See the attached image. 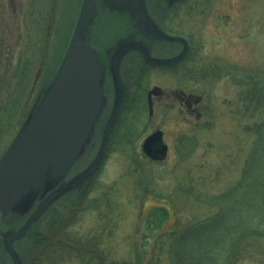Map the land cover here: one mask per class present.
Here are the masks:
<instances>
[{
  "label": "rangeland",
  "instance_id": "rangeland-1",
  "mask_svg": "<svg viewBox=\"0 0 264 264\" xmlns=\"http://www.w3.org/2000/svg\"><path fill=\"white\" fill-rule=\"evenodd\" d=\"M102 1L91 32L101 40L114 41L125 34L134 17L130 8L109 6ZM162 1L165 7L169 3L171 7L162 9L148 0L151 12L146 6L147 13L157 26L156 21L166 32L185 37L198 49L196 73L187 74V55L173 65L175 68L185 62L180 73L172 71L173 63H155L148 72H140L136 79L142 78V96L147 107L144 111L140 95L142 101L133 107L136 114L130 111L127 119L124 114L122 126L111 134L92 177L96 188L91 197L109 198L117 215L115 234L107 243L110 241L116 249V257L140 252L144 263L149 262L155 242L153 237L148 242L142 240L148 212L160 206L168 210V220L157 233L181 228L208 213L210 209L197 198L219 194L239 179L256 138L255 128L264 122V106L254 111L240 84L245 78L264 84V0ZM81 3L82 0H0V155L11 141L3 145L4 134L19 128L35 99L40 98L53 79L71 39ZM104 5L109 6L108 11ZM158 8L169 11L166 18L159 19ZM154 45L164 51L157 58L180 53H175L179 47L174 43L156 40ZM208 66H223L228 73L222 72L221 78L215 73L205 74ZM166 67L171 69L164 70ZM26 80L28 91H24ZM177 91L201 97L199 116L187 114ZM151 95L153 114H149L150 103L146 99ZM132 121L137 132L130 137L132 142L126 144L121 129L126 122L128 128ZM159 128L169 146L167 157L161 161L147 156L141 146L144 138ZM95 152L86 156L81 169L90 163ZM26 213L27 210L12 211L4 216L10 227L7 230L24 225ZM97 218V211L88 209L80 215L75 228L90 230ZM8 261L6 264H13L10 255ZM163 261L169 264L166 259ZM239 264H264V256L256 260L247 258Z\"/></svg>",
  "mask_w": 264,
  "mask_h": 264
},
{
  "label": "trees",
  "instance_id": "trees-1",
  "mask_svg": "<svg viewBox=\"0 0 264 264\" xmlns=\"http://www.w3.org/2000/svg\"><path fill=\"white\" fill-rule=\"evenodd\" d=\"M150 4L153 6L159 4L157 7L166 9L160 0H151ZM104 7L108 8L106 5ZM159 8L157 10L159 19L166 18L168 9L160 12ZM197 54L198 49L194 48L189 41L185 70L190 76L196 73L194 67L199 62L196 58ZM173 65L174 63L170 66ZM172 68L174 73H180L183 67L180 62L178 67L173 66ZM169 69L171 68L166 67L164 70ZM205 71V74L215 73L217 78H221L222 72L223 75L228 73L223 66H208ZM141 79V77L136 79V85L131 88V99L125 98V106L115 120L112 135L119 131V126H122L121 121L124 114H126L124 117L126 119L130 114H136L133 107L139 104L141 98H143L141 101L145 111L147 106L144 103L145 96H142L144 86H141ZM252 80L241 79L240 84L244 86L246 92L244 96L248 102H252L255 111L260 106H264V84H258L255 79ZM26 81L24 91H28L29 80ZM131 101L132 103L129 104ZM35 103L36 99L31 108ZM30 110L21 122L27 118ZM131 117L133 120V115ZM133 122H130L128 128H126L128 124L126 122L124 129H121L120 135L122 137L126 135V140L124 139L126 144L132 142L130 137L135 134V131L137 132ZM14 129L4 134L1 140L3 145L14 137L17 131ZM255 129L256 138L244 160L239 179L219 194H210L195 199L210 209L208 213L195 218L181 228L157 233L168 220V210L160 206L148 212L143 224L146 232L143 230L142 240L148 242L150 237L155 238L149 262H143V254L140 252L135 256L129 254L125 258L116 257V249L110 241L107 243V239H111L115 234L117 215L111 209L109 198L106 196L104 198L91 197V193L96 188L93 177L85 185L83 184V187L70 189L62 194L31 225L23 237L14 241V248L21 263L163 264V260L166 259L169 264H239L241 260L247 258L253 260L261 258L264 256V122ZM181 141L183 144L184 140ZM185 146H187V141ZM0 150L3 149L0 148ZM88 209L96 210L98 218L90 230L79 231L75 228V224L80 215ZM6 219L0 214V239L2 234L10 228ZM8 258V252L1 242L0 264L9 262Z\"/></svg>",
  "mask_w": 264,
  "mask_h": 264
},
{
  "label": "water",
  "instance_id": "water-1",
  "mask_svg": "<svg viewBox=\"0 0 264 264\" xmlns=\"http://www.w3.org/2000/svg\"><path fill=\"white\" fill-rule=\"evenodd\" d=\"M104 1L109 6L137 2L148 32L168 40L182 39L164 33L154 24L147 13L145 0ZM96 15V1L82 0L71 39L53 79L0 157L1 215L6 216L12 211L27 210L26 214L29 213L24 225L7 230L0 239L13 264H22L13 242L23 237L56 199L66 191L82 186L97 171L118 115L116 104L104 125L93 159L65 181L71 167L85 155L105 101L104 64L96 49L86 41V33ZM122 47L124 51L138 48L133 42ZM184 51L172 58L156 59L155 63L176 62L184 56ZM115 90L121 100L122 86ZM199 99L200 96H195L196 101ZM149 103L151 108V101ZM142 150L154 160H164L168 145L163 140V130L157 129L147 135Z\"/></svg>",
  "mask_w": 264,
  "mask_h": 264
},
{
  "label": "flooded vegetation",
  "instance_id": "flooded-vegetation-1",
  "mask_svg": "<svg viewBox=\"0 0 264 264\" xmlns=\"http://www.w3.org/2000/svg\"><path fill=\"white\" fill-rule=\"evenodd\" d=\"M168 2H172V0H169ZM160 3L163 5L165 1L163 2L162 0H160ZM102 4H103V1L102 2L99 1L98 13L102 8L101 7ZM146 6H148L149 8L148 11L151 12L149 4H148V0L146 1ZM107 7L109 6L107 5ZM123 7H128L131 9L130 11L132 12L134 20L129 21L131 25L130 27L125 29V34L121 38L120 37L118 39L116 38L114 41L101 40L99 37H96L97 34H95V32L94 33L91 32V27L89 28L88 33H87V41L96 49L98 56L100 57V59L102 60L104 64L103 97L105 101H104V106L102 107V112L100 114V117L96 121L95 132L92 136V139L87 143L86 154L98 148V145H99V142H100L103 130H104V125L109 115L112 113L115 105L117 104V111L119 107V111H118L119 114L123 110L125 106V100L127 99V97L130 98L129 92H130L131 86L136 85L135 77L140 72H144V71L148 72V70L152 69L150 67L156 66L154 64L157 59L156 57L157 54L160 55L164 51L160 52L159 50H157L156 45H154V41L158 40L159 43L160 42H170L172 44L174 43L178 45L179 49H177L175 53L183 52L185 50L186 45L188 46L187 39H185V37L181 35H177V36H180L182 39H174V41H165L164 39L156 35H152V33L148 32L146 25L144 23L143 17L139 13L137 2H133L130 5H125ZM168 7H171L170 3L166 5L167 9ZM106 10L108 11L109 8H107ZM162 11L163 10H161L160 12ZM156 23L158 24V27L160 29L165 31L164 27H162L157 21ZM129 42L135 43L136 47L138 48H133V49L124 51L122 46H124L126 43H129ZM148 49H149V52H148ZM187 53H188V47H187V50L184 51V56L181 58L182 60H185ZM168 55H172V53H169ZM153 57H156V58H153ZM184 63L182 64V67ZM166 65L168 64H165V65L160 64L158 66H166ZM117 86L118 87L122 86L123 94H122L121 100L117 98L118 95H116L115 89ZM176 94L179 97V99L183 100V102L185 103V110L187 111V114H191L193 116L200 115L199 109H200V104H201V101H200L201 97L198 101H196L195 100L196 95L192 93H187V92L184 93L183 91H177ZM146 99L147 101L149 100V102L151 101V105L153 108L154 95H151V98H149V96H146ZM130 103H132V101L129 102V104ZM149 106L150 105L148 104V107Z\"/></svg>",
  "mask_w": 264,
  "mask_h": 264
}]
</instances>
